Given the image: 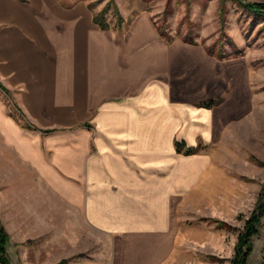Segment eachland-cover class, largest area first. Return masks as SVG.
Listing matches in <instances>:
<instances>
[{
	"label": "crops",
	"instance_id": "0c3cea01",
	"mask_svg": "<svg viewBox=\"0 0 264 264\" xmlns=\"http://www.w3.org/2000/svg\"><path fill=\"white\" fill-rule=\"evenodd\" d=\"M226 2L264 17L246 5L264 0ZM194 4L193 11L202 9ZM220 4L212 0L206 18L216 12L222 26ZM99 13L84 0H0V213L24 209L14 214L19 235L1 225L8 234L6 255L13 264V243L28 237L41 242L44 252H61L58 261L47 264L64 263L68 255H77L81 240L93 241L95 231L109 238L108 264H221L216 252L223 245L212 246L205 259L184 257L187 250L174 257L177 240L187 239L177 235V211L194 191L214 192L213 203H220L225 201L218 195L222 186L240 190L221 148L237 152L244 146L251 157L258 153L252 134L242 142L236 131L242 122L250 131L264 126V91L256 90L264 85V71L254 69L256 56L249 49L228 58L211 54L221 46L201 41L211 32L206 27L197 28L200 41L168 40L160 37L150 11L136 13L124 30L121 14L117 28H103L94 21ZM170 29L188 33L184 27ZM118 48L126 51V63L117 62ZM182 48L194 52L190 56H197V65L189 60L181 71L173 51ZM108 56L115 65L109 61L113 69L107 77L102 62ZM215 63L241 68L246 93L239 108L229 84L218 82L203 93V74L187 90L194 83V74L184 75L187 69L203 71ZM45 64L57 84L68 75L69 86L52 87ZM79 66L84 73L79 71L83 75L71 91ZM54 93L96 99L79 109L76 103L52 104ZM227 131L235 132L232 140ZM199 147L213 150L196 151ZM210 218L199 221L219 229Z\"/></svg>",
	"mask_w": 264,
	"mask_h": 264
},
{
	"label": "rangeland",
	"instance_id": "374dc122",
	"mask_svg": "<svg viewBox=\"0 0 264 264\" xmlns=\"http://www.w3.org/2000/svg\"><path fill=\"white\" fill-rule=\"evenodd\" d=\"M69 2L76 0H67ZM87 4L90 3L93 7L94 12H101L107 4L109 7L105 12L104 19L109 22L110 27L117 28L118 26V13L123 17V22L121 24L122 30H124L128 25H130L133 17L136 13L140 11H150L154 13L152 15V21L158 28L160 37L164 39H173L180 37L184 40H193L194 42L200 41L199 36L196 35L198 27H206L211 32L201 36L203 42H210L215 44H220V50H209L211 54L218 55L220 58H228L232 56L241 55L246 49H249L252 55L256 56V61L254 62V69H263L264 71V17L258 14H253L248 12L241 4H236V6H229L226 4V0H217L218 5L223 7L221 23L219 21V14L215 12V18L209 17L207 7L212 0H192V3L187 4L186 10L183 8V4L186 0H84ZM198 1L199 6H202L200 10L193 11L194 2ZM159 17V18H156ZM221 16V15H220ZM204 18V19H203ZM176 26L178 31L181 27L188 28V33L181 34L179 32L169 33L171 26ZM216 26V29H214ZM174 32V31H173ZM212 47V46H211ZM117 62L126 63V51L117 49ZM120 52V53H119ZM177 52L175 49L173 51L174 55ZM183 54L180 58L179 63L181 66V71L183 70V65L186 62L189 63V57L191 51H186L181 49L178 51ZM190 52V53H189ZM112 53V52H111ZM187 53V55H185ZM124 54V56H123ZM111 55V54H110ZM188 58V59H187ZM113 58L108 56L106 60H103V70L104 76L109 75L106 72H111L113 68L110 66L109 61L112 62ZM175 60V58H174ZM188 60V61H187ZM128 61V60H127ZM104 62H106L104 64ZM122 63V64H123ZM175 64V62H174ZM112 65H115L112 62ZM117 65V64H116ZM175 67H177L175 65ZM79 70H76L72 75V81L70 82L72 91L73 86H76L81 76L80 72H83V67L79 66ZM98 68V67H97ZM52 67L45 64V74L51 81V86H56L54 81V76L51 74ZM64 70V67L61 68ZM49 71V73H48ZM77 71L79 75L77 74ZM80 71V72H79ZM175 75L176 71H175ZM182 75V73H181ZM68 76V75H66ZM62 76V82L57 86L67 87L69 83L67 82V77ZM111 76V75H109ZM108 77V76H107ZM175 77V76H174ZM64 78L65 81H64ZM82 80V79H81ZM55 82V83H53ZM98 82L97 84H99ZM190 83L189 85H191ZM55 88V87H54ZM77 88V87H76ZM75 88V89H76ZM257 92L264 91V85L257 87ZM80 87L78 88V90ZM187 90L190 91L189 87ZM192 90V89H191ZM178 93V92H177ZM257 93V94H258ZM77 94H81L76 92ZM97 94V92L93 93ZM74 94V97H76ZM59 98L57 94H53L50 98L52 104H57L59 101L76 103L77 108L89 105L96 98H70L66 95H61ZM73 96V95H72ZM79 96V95H78ZM230 133L229 140L234 138L235 132L227 131ZM247 133L252 134V144L254 149H258V153L254 152L252 157L250 154L245 152L244 146H238L237 152H231L232 148L222 147L221 149L226 152L221 153V159L224 165L232 167L233 173L235 175L236 182L240 185V190L233 193L232 190L222 186L219 188V196L224 197L225 201L220 203H213L215 197L214 192L208 195H201L194 191L191 194L185 195L182 198V203L180 204V210L177 211V220L179 222L177 228L178 236H185L184 239L186 243H181V239L177 240L175 243V255L178 252H184L187 250L188 253L183 254L184 257L195 258V259H205V253L212 251V246L223 245L222 250H217L216 254L221 256L220 263L228 264L231 262L233 257L235 243L237 241V236L244 226V222L251 212L256 208L258 202L259 193L264 186V126L254 125L251 129H248L244 125V122L240 124V127L236 131V139L242 140ZM248 134V136H249ZM238 142V141H237ZM209 147H199L196 151H211ZM252 153V152H251ZM229 162L231 165H229ZM235 162V163H234ZM252 162V163H250ZM252 165V169L250 168ZM250 170L252 172H250ZM5 180V177H2ZM226 197V198H225ZM207 199V200H206ZM221 199V198H220ZM206 200V201H205ZM261 201H264V196ZM223 202H226L222 204ZM24 209L15 208L10 212L4 210L0 213V226H8L11 232L15 231V234H20L17 225V219L14 216L15 213L23 211ZM26 211H24V214ZM202 217H213L212 219H218L226 221L233 228L227 230L225 228L215 229L214 224H208L204 221H199ZM211 219V218H210ZM205 220H208L207 218ZM210 223L212 221H209ZM214 223V222H213ZM216 225V223H215ZM258 233L253 235L252 240V250L247 258V264H264V215L260 218L257 225ZM6 228V227H5ZM13 234V233H12ZM209 237H212V242L208 243L207 240L211 241ZM214 240V242H213ZM218 241L221 244H218ZM14 250L13 253L16 257L13 260V264H47L52 261H58L56 257L61 254L55 248L49 250V252H44L41 247L42 243L39 241H32L28 237H24L23 241L13 243ZM11 244L8 250L13 249ZM109 238L107 239L103 234L99 232H93V241L90 243L88 239H83L77 244V255L67 256L64 263L60 264H108L109 263V252H110ZM233 249V252H232ZM181 250V251H180ZM74 254V253H73ZM41 255V256H40Z\"/></svg>",
	"mask_w": 264,
	"mask_h": 264
},
{
	"label": "trees",
	"instance_id": "16d2710c",
	"mask_svg": "<svg viewBox=\"0 0 264 264\" xmlns=\"http://www.w3.org/2000/svg\"><path fill=\"white\" fill-rule=\"evenodd\" d=\"M247 6L251 7L256 11L264 12V3H247ZM109 7V3L106 4L105 8L101 10L99 14L94 15V21L99 23L103 28L109 27V22L105 21L104 15ZM177 147L180 148L181 144L176 143ZM264 196V186L259 193L258 202L256 208L251 212L244 222L242 230L237 236V241L234 247L233 257L231 259V264H247V258L252 250V236L258 233V223L260 218L264 215V201H261ZM210 221L216 223L217 228H225L227 230L233 227L222 220L210 219ZM8 241V234L3 227L0 226V264H11L8 256L6 255L5 246Z\"/></svg>",
	"mask_w": 264,
	"mask_h": 264
},
{
	"label": "bare ground",
	"instance_id": "6f19581e",
	"mask_svg": "<svg viewBox=\"0 0 264 264\" xmlns=\"http://www.w3.org/2000/svg\"><path fill=\"white\" fill-rule=\"evenodd\" d=\"M34 9V8H33ZM41 16V15H40ZM51 25V24H50ZM52 27V26H51ZM61 33H64L63 31H61ZM108 37V36H107ZM179 49V48H178ZM181 51V50H179ZM120 53V52H119ZM118 54V53H117ZM52 57V56H51ZM175 58H176V62L179 63L180 58H182L181 55H179V52H175ZM189 60H191L195 65H197L196 60H197V56L193 55L189 57ZM125 61V60H124ZM119 62V61H118ZM10 63V62H9ZM127 65V64H126ZM241 68H234V66L227 64V63H221V64H217L215 63V67L212 68V65H205V68L203 71H201L200 69L194 68V69H187L184 73V75H188L190 74H194L193 77V81L194 83H192L191 85H189V89H192L194 87V85L197 83V81L201 80L200 77L203 75H205L204 78V82H205V92H211L214 89V86L220 82L223 84H229L232 86L233 91H235L236 93V98L235 99V105L237 108H239L242 105L243 99H244V95L246 93V87L244 84V81L242 80V74H241ZM203 74V75H202ZM218 74V75H217ZM18 75V74H17ZM221 87V86H220ZM173 91L175 92V94L177 95V92H179L177 90V86L173 85ZM217 91V90H215ZM168 93V92H167ZM29 94V93H28ZM148 96V95H147ZM173 96V95H172ZM29 97V96H28ZM165 97V96H164ZM170 97V96H169ZM163 98V97H161ZM164 99V98H163ZM25 100V99H24ZM166 101V99H164ZM147 100H145L146 102ZM130 102V101H128ZM32 103V102H31ZM133 103V102H132ZM167 103V102H166ZM244 104V103H243ZM135 105V104H134ZM230 105V104H229ZM35 109V108H34ZM191 109V108H190ZM230 109V108H228ZM132 111V109H130ZM168 110V108H167ZM230 111V110H229ZM200 112V111H199ZM148 116V115H147ZM193 117V116H192ZM198 117V116H197ZM222 117V115H221ZM134 119V117H132ZM136 119V117H135ZM172 119V117H171ZM211 119V117H210ZM137 120V119H136ZM135 120V121H136ZM194 123V122H193ZM137 124V123H136ZM193 125V124H192ZM195 125V124H194ZM211 128V125H210ZM195 130V128H194ZM210 131V130H209ZM215 131V130H214ZM192 132V131H191ZM206 132V131H205ZM217 132V131H216ZM193 136V135H192ZM207 138V137H206ZM162 142V140H160ZM166 141V140H165ZM161 147V146H160Z\"/></svg>",
	"mask_w": 264,
	"mask_h": 264
}]
</instances>
